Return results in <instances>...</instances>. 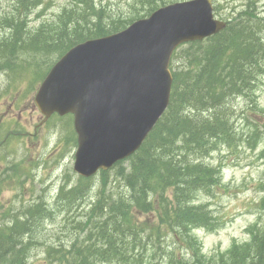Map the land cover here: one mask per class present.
Here are the masks:
<instances>
[{"label":"trees","instance_id":"1","mask_svg":"<svg viewBox=\"0 0 264 264\" xmlns=\"http://www.w3.org/2000/svg\"><path fill=\"white\" fill-rule=\"evenodd\" d=\"M159 1L136 0L143 14L113 19L96 0H68L55 20L34 31L27 28L28 15L40 0H17L14 11L0 15V28L8 32L0 39V68L11 73L35 68L37 84L70 48L125 29L159 7ZM261 21L251 10L240 12L217 35L179 47L170 65L169 105L140 148L98 173L96 198L85 206L81 203L95 186L93 178L78 177L74 185L59 186L53 204L41 198L3 212L0 264H32V250L43 244L37 235L52 218L53 205L70 217L72 229L82 237L70 246L46 247L45 264H264V229L258 226L249 229L251 242L213 258L203 256L194 234L196 229L213 231L221 223L195 200L198 193L212 195L224 187L221 166L205 160L221 146L236 150L241 137L233 126L231 102L243 97L245 104L255 103L254 84L264 74ZM249 114L259 117L254 109ZM262 127L264 143V123ZM70 134L76 145L72 129ZM14 168H7L11 173L5 180H18ZM112 173L113 181L122 184L119 191L109 187ZM259 188L264 195V181ZM257 202L264 210V196ZM138 215H148L146 222H138ZM165 237L170 239L166 246Z\"/></svg>","mask_w":264,"mask_h":264},{"label":"rangeland","instance_id":"2","mask_svg":"<svg viewBox=\"0 0 264 264\" xmlns=\"http://www.w3.org/2000/svg\"><path fill=\"white\" fill-rule=\"evenodd\" d=\"M162 1L167 4L187 0ZM40 2L41 5L28 15L27 28L34 31L42 23L55 20L68 0ZM96 4L105 7L106 14L113 19L132 15L135 17L142 7L135 0H97ZM16 5L17 0H0V15L14 11ZM250 10L262 19L261 34L264 37V0H213V15L217 20L229 19L231 11L237 14ZM7 34L6 30L0 28V39ZM24 65L27 66V63ZM34 69L11 73L0 68V216L7 209L18 210L22 204L41 198L53 204L59 186L65 182L74 185L78 179L73 171L76 146L70 134L73 129L72 120L69 117L53 116L45 125L38 126L41 119L33 102L38 87L33 80ZM253 92L254 105H250L248 101L245 104L243 97H237L231 102L234 108L233 126L241 137L236 150L229 151L221 146L205 160L212 166H221L224 186L214 190L212 195L198 193L195 200L205 203L212 216L221 222L213 231H194L206 257L224 252L233 244L246 245L251 238L249 229L254 225L264 229V210L259 208L257 202L264 196L259 188L264 181V158L261 157L264 143L260 140L264 123V74L255 81ZM251 109L259 117L251 116ZM253 129L255 132L251 137ZM12 164L16 167L14 173L18 176L15 182L5 180L6 175L11 173L7 168ZM113 176L112 173L109 187L112 191H119L122 184L114 182ZM99 182L97 174L92 180L95 188L82 201L83 206L92 199L95 200ZM52 208V218L44 222L42 231L37 235V239L43 244L32 250V264H45L46 247L60 243L70 246L74 238L82 237L72 229L73 225L68 221L70 217L66 218V213L61 214L55 210L54 205ZM75 212L70 215L73 216ZM147 216L138 215L137 221L146 222ZM162 244H170L169 237H165ZM135 258L131 262L135 263ZM164 263L166 260H163Z\"/></svg>","mask_w":264,"mask_h":264},{"label":"water","instance_id":"3","mask_svg":"<svg viewBox=\"0 0 264 264\" xmlns=\"http://www.w3.org/2000/svg\"><path fill=\"white\" fill-rule=\"evenodd\" d=\"M224 27L213 19L211 0H192L65 53L39 85L34 104L44 121L72 115L73 171L89 178L134 154L168 106L173 51Z\"/></svg>","mask_w":264,"mask_h":264},{"label":"bare ground","instance_id":"4","mask_svg":"<svg viewBox=\"0 0 264 264\" xmlns=\"http://www.w3.org/2000/svg\"><path fill=\"white\" fill-rule=\"evenodd\" d=\"M255 27V26H254ZM260 49V48H259ZM228 101V100H227Z\"/></svg>","mask_w":264,"mask_h":264}]
</instances>
